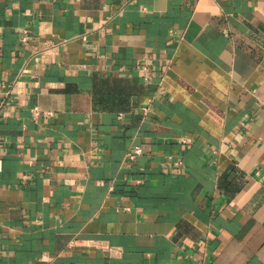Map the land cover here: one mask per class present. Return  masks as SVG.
Returning <instances> with one entry per match:
<instances>
[{
  "label": "crops",
  "instance_id": "1",
  "mask_svg": "<svg viewBox=\"0 0 264 264\" xmlns=\"http://www.w3.org/2000/svg\"><path fill=\"white\" fill-rule=\"evenodd\" d=\"M0 264H264V0H0Z\"/></svg>",
  "mask_w": 264,
  "mask_h": 264
},
{
  "label": "built area",
  "instance_id": "2",
  "mask_svg": "<svg viewBox=\"0 0 264 264\" xmlns=\"http://www.w3.org/2000/svg\"><path fill=\"white\" fill-rule=\"evenodd\" d=\"M23 35H22V39L25 40L26 39V31L23 30ZM33 111H36V108L34 107L33 108ZM36 113V112H34ZM120 116V115H119ZM141 152V147L140 145L136 144V145H133L132 147H130V149L127 150L126 152V156L132 160L134 159L137 155H139Z\"/></svg>",
  "mask_w": 264,
  "mask_h": 264
}]
</instances>
